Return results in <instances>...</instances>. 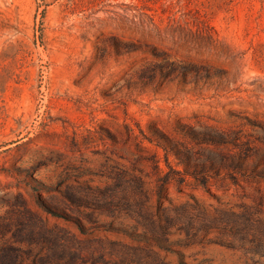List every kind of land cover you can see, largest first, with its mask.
<instances>
[{
	"label": "rangeland",
	"instance_id": "374dc122",
	"mask_svg": "<svg viewBox=\"0 0 264 264\" xmlns=\"http://www.w3.org/2000/svg\"><path fill=\"white\" fill-rule=\"evenodd\" d=\"M0 264H264V0H0Z\"/></svg>",
	"mask_w": 264,
	"mask_h": 264
}]
</instances>
